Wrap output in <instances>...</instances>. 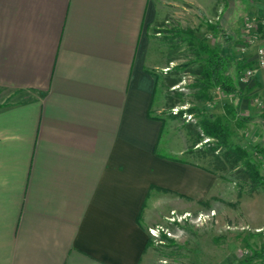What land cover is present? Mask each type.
<instances>
[{"label":"crops","instance_id":"crops-1","mask_svg":"<svg viewBox=\"0 0 264 264\" xmlns=\"http://www.w3.org/2000/svg\"><path fill=\"white\" fill-rule=\"evenodd\" d=\"M161 17L154 0H0V264H147L148 228L217 192L194 130L155 113ZM237 84L216 115L236 106L260 141L264 68Z\"/></svg>","mask_w":264,"mask_h":264},{"label":"rangeland","instance_id":"rangeland-1","mask_svg":"<svg viewBox=\"0 0 264 264\" xmlns=\"http://www.w3.org/2000/svg\"><path fill=\"white\" fill-rule=\"evenodd\" d=\"M154 1L162 17L149 32L157 37L161 52L153 53L151 59L152 64L163 63L158 68L160 84L156 89V97L162 100L158 103L160 112L155 113L178 118L190 132L194 130L195 157L214 170L218 185L212 198L168 212L165 219L148 228L153 250L147 264H236L244 259L243 264H264V184H254L247 167L255 165L264 178V153L254 149L262 140L252 141L253 122L241 123L249 127L244 133L240 131L243 136L234 139L236 143L229 139L225 145L206 135L204 121L220 114L224 95L218 87L200 86L205 57L200 46L220 49L229 44L234 59L242 17L262 15L264 0H244L245 14L230 6L222 15L221 0ZM221 20L229 28L230 43L224 42L219 32ZM229 118L235 131V121ZM262 120L264 116L259 118ZM262 132L264 137V129ZM236 145L246 155L236 153Z\"/></svg>","mask_w":264,"mask_h":264},{"label":"trees","instance_id":"trees-1","mask_svg":"<svg viewBox=\"0 0 264 264\" xmlns=\"http://www.w3.org/2000/svg\"><path fill=\"white\" fill-rule=\"evenodd\" d=\"M208 26L209 28H212V24H209ZM219 29L224 42L230 43L231 39L229 35L225 33L221 27ZM200 48L201 51L205 53V57L202 59L203 65L201 70L200 86L203 89L218 87L224 93L232 94L239 98L242 97L243 90L237 84L240 65L234 61L229 44H225L220 49L209 47L206 44L201 45ZM223 109V116L210 115L211 119L204 121V124L206 128V135L215 139L217 142H221L226 145L228 144V140L233 132L230 128L229 117L235 121V125L237 127L241 126V123L252 122V119L251 117H239L236 106L224 104ZM254 149L257 153H264V137L262 139V143L254 144ZM233 150L236 153L242 154V156L246 155V151H244L240 146H234ZM247 162L248 161H246V163ZM247 167L250 170V177L254 181V184H264L263 174L260 173V169L252 164H248ZM245 261H247V259H244V261H240L236 264H243Z\"/></svg>","mask_w":264,"mask_h":264},{"label":"built area","instance_id":"built-area-1","mask_svg":"<svg viewBox=\"0 0 264 264\" xmlns=\"http://www.w3.org/2000/svg\"><path fill=\"white\" fill-rule=\"evenodd\" d=\"M234 60L240 65L239 80L245 83L264 68V13L244 15L234 43Z\"/></svg>","mask_w":264,"mask_h":264}]
</instances>
